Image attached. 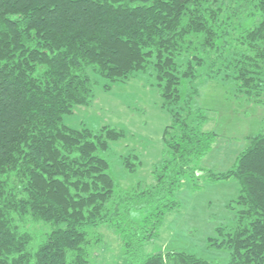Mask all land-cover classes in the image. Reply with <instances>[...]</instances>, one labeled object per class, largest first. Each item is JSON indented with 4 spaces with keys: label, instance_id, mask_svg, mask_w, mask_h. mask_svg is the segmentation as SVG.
I'll return each instance as SVG.
<instances>
[{
    "label": "trees",
    "instance_id": "1",
    "mask_svg": "<svg viewBox=\"0 0 264 264\" xmlns=\"http://www.w3.org/2000/svg\"><path fill=\"white\" fill-rule=\"evenodd\" d=\"M252 16L258 22L244 26ZM150 65L172 118L166 156L152 186L121 195L123 211L111 203L116 180L100 151L124 130L72 127L64 114L92 103V72L110 89ZM204 65V75L233 78L238 92L264 103V0H0V264H95L88 230L103 224L119 234L126 264H216L144 250L218 137L203 128L205 109L192 106L198 89L183 93L184 79L191 84ZM140 163L138 155L125 161L131 171ZM206 174L240 183L229 203L236 220L209 246L228 249L227 264H264V132L231 168ZM133 207L146 215L135 220ZM32 222L52 225L36 249Z\"/></svg>",
    "mask_w": 264,
    "mask_h": 264
},
{
    "label": "rangeland",
    "instance_id": "2",
    "mask_svg": "<svg viewBox=\"0 0 264 264\" xmlns=\"http://www.w3.org/2000/svg\"><path fill=\"white\" fill-rule=\"evenodd\" d=\"M258 22L257 17L247 18L244 26ZM208 66L199 67L201 73L190 84L184 79L183 93L198 89L193 108H204L208 118L203 128L218 133L209 152L195 160L196 174H186L175 197L179 207L167 211L159 234L147 240L146 253L183 250L206 258L216 264H227L226 248L209 246V238L216 236L218 228L233 224L235 209L229 205L240 191L237 178L210 180L206 172L225 171L231 168L237 156L249 145L250 138L264 132V103L254 101L237 90L236 80L222 76L209 78L204 75ZM96 80L95 96L91 104H79L74 111L64 114V122L72 127H89L99 130L109 124L124 130L118 140L110 141L106 150L100 151L110 161L109 172L115 177L116 190L111 203L126 210L127 201L122 194L137 187L145 190L156 181L155 168L166 156L164 132L172 122L171 113L162 106V97L150 65L126 81L105 87L107 78L91 73ZM138 155L140 166L131 171L126 158ZM137 162L133 159V162ZM136 203V202H135ZM147 209L131 208V215L140 220ZM52 229L48 222H32L33 249L45 239ZM89 251L95 264H126L124 244L116 230L108 224L89 228Z\"/></svg>",
    "mask_w": 264,
    "mask_h": 264
}]
</instances>
